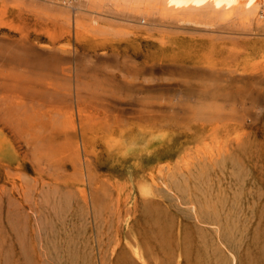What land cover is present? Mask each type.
<instances>
[{"label": "rangeland", "instance_id": "374dc122", "mask_svg": "<svg viewBox=\"0 0 264 264\" xmlns=\"http://www.w3.org/2000/svg\"><path fill=\"white\" fill-rule=\"evenodd\" d=\"M98 5L0 0V264H264V30Z\"/></svg>", "mask_w": 264, "mask_h": 264}, {"label": "bare ground", "instance_id": "6f19581e", "mask_svg": "<svg viewBox=\"0 0 264 264\" xmlns=\"http://www.w3.org/2000/svg\"><path fill=\"white\" fill-rule=\"evenodd\" d=\"M124 11L177 17L179 23L215 26L234 21L240 26L264 30V0H89ZM104 6V7H105ZM98 8V7H97ZM102 9V8H101ZM106 10V9H105ZM117 11V10H116ZM120 11V10H119ZM110 12V11H109ZM115 13V12H113ZM119 13V12H118ZM130 13V12H129ZM119 15V14H118ZM141 15V14H140ZM148 15V14H147ZM146 16V15H144ZM219 25V24H218Z\"/></svg>", "mask_w": 264, "mask_h": 264}]
</instances>
